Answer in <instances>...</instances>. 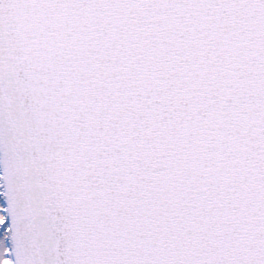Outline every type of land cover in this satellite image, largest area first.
<instances>
[{
    "label": "snow or ice",
    "instance_id": "snow-or-ice-1",
    "mask_svg": "<svg viewBox=\"0 0 264 264\" xmlns=\"http://www.w3.org/2000/svg\"><path fill=\"white\" fill-rule=\"evenodd\" d=\"M0 264H264V0H0Z\"/></svg>",
    "mask_w": 264,
    "mask_h": 264
}]
</instances>
